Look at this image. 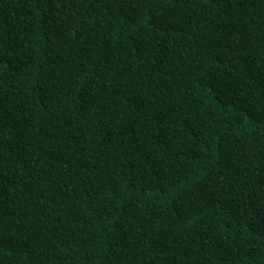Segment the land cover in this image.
Returning <instances> with one entry per match:
<instances>
[{
	"label": "trees",
	"instance_id": "1",
	"mask_svg": "<svg viewBox=\"0 0 264 264\" xmlns=\"http://www.w3.org/2000/svg\"><path fill=\"white\" fill-rule=\"evenodd\" d=\"M0 264H264V0H0Z\"/></svg>",
	"mask_w": 264,
	"mask_h": 264
}]
</instances>
